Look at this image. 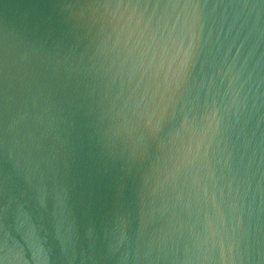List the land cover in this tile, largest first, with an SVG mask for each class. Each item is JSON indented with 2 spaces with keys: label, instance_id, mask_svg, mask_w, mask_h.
<instances>
[{
  "label": "water",
  "instance_id": "95a60500",
  "mask_svg": "<svg viewBox=\"0 0 264 264\" xmlns=\"http://www.w3.org/2000/svg\"><path fill=\"white\" fill-rule=\"evenodd\" d=\"M0 264H264V0H0Z\"/></svg>",
  "mask_w": 264,
  "mask_h": 264
}]
</instances>
